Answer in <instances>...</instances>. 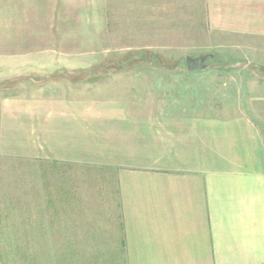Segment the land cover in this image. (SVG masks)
<instances>
[{
    "label": "rangeland",
    "instance_id": "1",
    "mask_svg": "<svg viewBox=\"0 0 264 264\" xmlns=\"http://www.w3.org/2000/svg\"><path fill=\"white\" fill-rule=\"evenodd\" d=\"M206 2L0 0V96L43 86L121 98L143 115L246 116L264 148V41L212 31ZM202 55L214 67L187 71L186 58ZM114 178L105 168L0 157V263L57 264V229L76 226L80 264H125ZM43 226L49 249L34 244L40 234L28 247L14 235Z\"/></svg>",
    "mask_w": 264,
    "mask_h": 264
},
{
    "label": "crops",
    "instance_id": "2",
    "mask_svg": "<svg viewBox=\"0 0 264 264\" xmlns=\"http://www.w3.org/2000/svg\"><path fill=\"white\" fill-rule=\"evenodd\" d=\"M206 3L212 31L264 41V0ZM33 87L0 96V157L113 171L125 264H264V148L251 118L143 115L121 98ZM77 228L57 229V264L82 261ZM15 234L51 244L47 226Z\"/></svg>",
    "mask_w": 264,
    "mask_h": 264
},
{
    "label": "water",
    "instance_id": "3",
    "mask_svg": "<svg viewBox=\"0 0 264 264\" xmlns=\"http://www.w3.org/2000/svg\"><path fill=\"white\" fill-rule=\"evenodd\" d=\"M186 68L189 72L205 71L214 67L213 63H208V56L188 57L186 58Z\"/></svg>",
    "mask_w": 264,
    "mask_h": 264
},
{
    "label": "trees",
    "instance_id": "4",
    "mask_svg": "<svg viewBox=\"0 0 264 264\" xmlns=\"http://www.w3.org/2000/svg\"><path fill=\"white\" fill-rule=\"evenodd\" d=\"M145 56H147V53H142V52H141L140 57L146 60V57H145ZM130 60H131V59H128V60H126V62H130ZM154 60L156 61V63L159 62V63H157V65L163 67V65H160L161 62L158 61V57L154 58Z\"/></svg>",
    "mask_w": 264,
    "mask_h": 264
}]
</instances>
